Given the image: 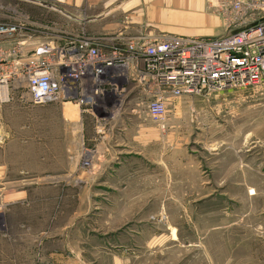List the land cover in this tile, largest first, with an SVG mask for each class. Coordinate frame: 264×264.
Wrapping results in <instances>:
<instances>
[{
    "label": "rangeland",
    "instance_id": "obj_1",
    "mask_svg": "<svg viewBox=\"0 0 264 264\" xmlns=\"http://www.w3.org/2000/svg\"><path fill=\"white\" fill-rule=\"evenodd\" d=\"M127 1L62 0L75 16ZM126 4L100 22L122 26ZM118 85L70 118L21 82L0 104V264H264V85L181 95L163 128Z\"/></svg>",
    "mask_w": 264,
    "mask_h": 264
},
{
    "label": "built area",
    "instance_id": "obj_2",
    "mask_svg": "<svg viewBox=\"0 0 264 264\" xmlns=\"http://www.w3.org/2000/svg\"><path fill=\"white\" fill-rule=\"evenodd\" d=\"M4 1L0 104L9 102L21 82L33 105L93 106L107 91H123L118 85L123 79L151 121L163 128L169 101L181 95L264 85V0H206L221 20V30L212 35L146 29L129 34L127 18L112 33L93 34L83 16L71 18L65 28L5 7Z\"/></svg>",
    "mask_w": 264,
    "mask_h": 264
},
{
    "label": "crops",
    "instance_id": "obj_3",
    "mask_svg": "<svg viewBox=\"0 0 264 264\" xmlns=\"http://www.w3.org/2000/svg\"><path fill=\"white\" fill-rule=\"evenodd\" d=\"M31 2L36 9H39L42 12V18H33L38 19L45 23H50L54 25L64 26L65 28L70 25V19L75 17H82L83 15H73L65 12V2L62 0H26ZM51 1V2H50ZM134 1V0H133ZM133 1L124 2L121 5H116L113 9L104 10L103 12L95 16H83L86 19V26L89 33L99 34V33H112L116 31L120 26L115 24V26L109 25L108 22H100L103 19L105 14H110V12L121 11L124 8L129 10L130 16L128 20V26L126 32L129 34L135 33L139 30L146 29L152 33L166 32L178 35H212L218 33L221 30V20L210 11L207 6L206 0H146L149 3V6L145 9V15L143 14V9L141 5L138 4L141 0H137V3ZM203 6V8H202ZM184 10L189 12L187 18V25H182L181 29L176 27L177 17L179 12ZM52 12L58 16V19H52L46 13ZM49 14V13H48ZM213 16V18L210 16ZM131 17V18H130ZM209 21L211 23L209 24ZM100 22V23H98ZM98 23V25H96ZM112 29V30H111ZM62 104V114L64 117H69L65 113L66 106L72 108V112L76 116L81 112L76 111L77 107L80 110V107L70 101L60 102ZM70 103V105H68ZM70 118V117H69Z\"/></svg>",
    "mask_w": 264,
    "mask_h": 264
},
{
    "label": "bare ground",
    "instance_id": "obj_4",
    "mask_svg": "<svg viewBox=\"0 0 264 264\" xmlns=\"http://www.w3.org/2000/svg\"><path fill=\"white\" fill-rule=\"evenodd\" d=\"M68 105H70V103H68ZM68 108V111L67 112H69V113H71L72 111V108L70 107V106H66V109ZM74 116L76 115V114H74V112L72 113Z\"/></svg>",
    "mask_w": 264,
    "mask_h": 264
}]
</instances>
